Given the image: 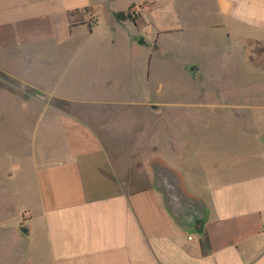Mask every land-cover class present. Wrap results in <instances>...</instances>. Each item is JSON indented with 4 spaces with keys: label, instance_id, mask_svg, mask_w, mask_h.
Listing matches in <instances>:
<instances>
[{
    "label": "crops",
    "instance_id": "obj_1",
    "mask_svg": "<svg viewBox=\"0 0 264 264\" xmlns=\"http://www.w3.org/2000/svg\"><path fill=\"white\" fill-rule=\"evenodd\" d=\"M253 43L264 0H0V264H264Z\"/></svg>",
    "mask_w": 264,
    "mask_h": 264
},
{
    "label": "rangeland",
    "instance_id": "obj_2",
    "mask_svg": "<svg viewBox=\"0 0 264 264\" xmlns=\"http://www.w3.org/2000/svg\"><path fill=\"white\" fill-rule=\"evenodd\" d=\"M252 50V59L253 60H264V47L260 44L253 43L251 46ZM222 52V51H221ZM215 58V52L213 51H207L204 53V59L205 60H212ZM178 68H172L171 74H170V82H167L170 84V88L172 90V93L174 91L180 90L183 92V94H186V96H189L192 92L199 91L206 93L210 87L211 84L206 83L204 80H197V81H191V80H185V78L182 77V73L177 71ZM167 75L166 73H164ZM219 133L224 132L223 129L218 130ZM214 138V136H213ZM1 245V244H0ZM1 250V248H0Z\"/></svg>",
    "mask_w": 264,
    "mask_h": 264
},
{
    "label": "water",
    "instance_id": "obj_3",
    "mask_svg": "<svg viewBox=\"0 0 264 264\" xmlns=\"http://www.w3.org/2000/svg\"><path fill=\"white\" fill-rule=\"evenodd\" d=\"M141 42H142V40H140V43ZM191 72H192L193 77L196 78L197 77L198 68L196 66L192 67L191 68ZM175 192L177 194H179V191L178 190H176ZM181 194H179V198H177V196L175 194L174 195L172 194L171 195L172 200H170V203H169L171 209L177 215L179 214V211L180 210L186 211V209H185L186 207L185 206L187 205L186 203L189 202L188 201L189 199H187V198H189L188 195L183 194V193H181ZM188 214H189V216H188V219L189 220H187V221H189L190 224H193L194 222H196V220L200 219V217H201L200 215H202L201 210L198 211V213L189 210L188 211ZM22 231L24 233H27L28 232L27 228H22Z\"/></svg>",
    "mask_w": 264,
    "mask_h": 264
},
{
    "label": "flooded vegetation",
    "instance_id": "obj_4",
    "mask_svg": "<svg viewBox=\"0 0 264 264\" xmlns=\"http://www.w3.org/2000/svg\"><path fill=\"white\" fill-rule=\"evenodd\" d=\"M179 215H180V217H181L182 220H185L186 221V219L188 218V214H186L185 211H181L180 210Z\"/></svg>",
    "mask_w": 264,
    "mask_h": 264
},
{
    "label": "trees",
    "instance_id": "obj_5",
    "mask_svg": "<svg viewBox=\"0 0 264 264\" xmlns=\"http://www.w3.org/2000/svg\"><path fill=\"white\" fill-rule=\"evenodd\" d=\"M116 16H117L119 19H121L122 17H124V15L121 14V13L117 14Z\"/></svg>",
    "mask_w": 264,
    "mask_h": 264
}]
</instances>
